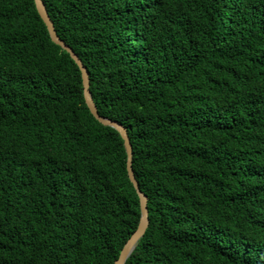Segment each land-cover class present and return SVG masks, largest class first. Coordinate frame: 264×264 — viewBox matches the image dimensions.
Masks as SVG:
<instances>
[{"label": "trees", "instance_id": "1", "mask_svg": "<svg viewBox=\"0 0 264 264\" xmlns=\"http://www.w3.org/2000/svg\"><path fill=\"white\" fill-rule=\"evenodd\" d=\"M122 124L150 224L126 264H264V0H43ZM124 141L34 0H0V264H114Z\"/></svg>", "mask_w": 264, "mask_h": 264}, {"label": "water", "instance_id": "2", "mask_svg": "<svg viewBox=\"0 0 264 264\" xmlns=\"http://www.w3.org/2000/svg\"><path fill=\"white\" fill-rule=\"evenodd\" d=\"M34 1H35L37 11L48 29L51 40L55 44L59 45L63 50L68 52L71 58L75 61V63L79 67L81 71V76H82L83 95H84L85 103L87 107L89 108L91 114L102 125L108 126V127H111L117 130L124 141V146H125L126 153H127L128 177L136 190V193L139 197V203H140V219H139L138 226L136 230L134 231V233L130 236V238L127 240V242L123 246L118 259L114 262V264H126L127 260L130 258V256L132 255V253L135 251L136 247L138 246L139 241L144 237L149 227V224H150L148 197L146 194H144L141 191L139 187V183L136 179V176L133 170V165H132L133 164V147L130 141L128 131L118 121H115L111 118L104 117L99 114L98 108L93 100L91 90H90L89 72L86 66L84 65L82 59L73 50V48L69 46L58 35L56 28L54 26V22L50 18V15L48 13V10L46 8L44 1L43 0H34Z\"/></svg>", "mask_w": 264, "mask_h": 264}]
</instances>
